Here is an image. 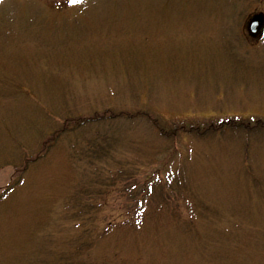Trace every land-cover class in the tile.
<instances>
[{
	"label": "rangeland",
	"instance_id": "obj_1",
	"mask_svg": "<svg viewBox=\"0 0 264 264\" xmlns=\"http://www.w3.org/2000/svg\"><path fill=\"white\" fill-rule=\"evenodd\" d=\"M254 15L264 0H0V264H264V125L119 115L264 119Z\"/></svg>",
	"mask_w": 264,
	"mask_h": 264
},
{
	"label": "trees",
	"instance_id": "obj_2",
	"mask_svg": "<svg viewBox=\"0 0 264 264\" xmlns=\"http://www.w3.org/2000/svg\"><path fill=\"white\" fill-rule=\"evenodd\" d=\"M112 114V113H111ZM117 114H112L111 117L113 116H116ZM119 115H122L126 118H130V119H133V118H136L138 116H142V117H145V118H148L149 120L152 121L153 124L155 125H158V127L160 128V131L163 133V134H166V135H176L178 132L182 131V130H185L187 132H193V131H196V133L202 135L203 132H212L216 129H224V128H227V127H232V129H239V130H247V131H251V130H257L259 128V126L261 125H264V119H256V120H250V119H239V118H227L223 121H220L219 124H216V126L218 127H215V125L213 123L209 124L207 130H202L201 128H198L197 127H192V126H185V125H182V126H176L175 128L171 129V132H167L165 131L166 128H164L163 126H160L158 124V121L156 120V118L152 117V115L150 114H147L145 112H142V111H138L136 113H124V112H120ZM101 117H104V114H96L94 117L88 119L86 117H83V116H79V117H76V118H71V120H69V118L66 120V123L65 125L63 126L65 128V130L72 128V127H76V126H80L82 123H86L88 121H91V120H95V119H99ZM27 165L28 163L25 162V164L23 165V170L27 169ZM64 264H75V263H72V262H69V263H64Z\"/></svg>",
	"mask_w": 264,
	"mask_h": 264
},
{
	"label": "water",
	"instance_id": "obj_3",
	"mask_svg": "<svg viewBox=\"0 0 264 264\" xmlns=\"http://www.w3.org/2000/svg\"><path fill=\"white\" fill-rule=\"evenodd\" d=\"M262 18L261 17H259V18H257L256 20H254L252 23H251V25H250V30L251 31H255V29H256V27L260 24V23H262Z\"/></svg>",
	"mask_w": 264,
	"mask_h": 264
},
{
	"label": "flooded vegetation",
	"instance_id": "obj_4",
	"mask_svg": "<svg viewBox=\"0 0 264 264\" xmlns=\"http://www.w3.org/2000/svg\"><path fill=\"white\" fill-rule=\"evenodd\" d=\"M257 18H258V17L254 15V16H252V17L250 18V21H253V20L257 19ZM250 21H249V22H250ZM261 27H262V26H261Z\"/></svg>",
	"mask_w": 264,
	"mask_h": 264
}]
</instances>
